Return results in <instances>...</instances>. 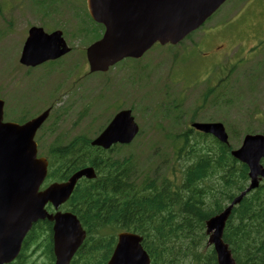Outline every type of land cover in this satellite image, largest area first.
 I'll use <instances>...</instances> for the list:
<instances>
[{"label": "rangeland", "instance_id": "rangeland-1", "mask_svg": "<svg viewBox=\"0 0 264 264\" xmlns=\"http://www.w3.org/2000/svg\"><path fill=\"white\" fill-rule=\"evenodd\" d=\"M240 1L227 0L203 28L179 46L156 44L140 59L125 58L109 72L92 74L88 72L84 55L90 40L74 34L66 38L70 53L58 62L32 69L21 65L18 57L26 29L30 25H40L41 17L38 12H32L35 8L30 0H0V97L5 102L4 119L10 120L21 110L29 118L50 107V115L37 132L41 143L46 145L58 136L69 140L86 133L93 138L111 120L118 107L132 108L140 128L138 137L128 145L115 146L110 154L114 157L136 155L137 175L164 174L171 181H179L181 164L173 158L171 140L167 136L187 129L188 122L221 121L235 148L245 133L264 135V39H261L259 52L251 50L253 39L247 26H241L243 31H239L241 27L233 24L236 29L232 33L211 42L207 49L211 56L205 52L208 44L197 45L208 27L241 16L251 0L238 4ZM262 4L255 2L256 11H260L255 20L259 23H264ZM70 5L75 6L73 16L71 12L62 18L47 16L43 19L47 26L66 30L67 37L75 30L76 20L84 27H91L85 15V0H70ZM37 9L42 12L44 6L39 5ZM183 50L186 51L183 53L186 55L183 59L185 79L179 77L183 66L176 63L171 66L173 54L177 58ZM211 60L222 62V70L218 65L214 70L220 71L219 77H223L203 99L206 85L195 80L203 77L198 76L199 73L209 70L213 65ZM215 79L210 77L212 81ZM190 80V88L180 86L190 84ZM180 100L184 105L177 106ZM170 103L176 107L172 108ZM165 110L169 112L165 114ZM30 252L31 248L26 254ZM38 256L39 253H34L27 264L39 263Z\"/></svg>", "mask_w": 264, "mask_h": 264}, {"label": "trees", "instance_id": "trees-1", "mask_svg": "<svg viewBox=\"0 0 264 264\" xmlns=\"http://www.w3.org/2000/svg\"><path fill=\"white\" fill-rule=\"evenodd\" d=\"M56 1L65 4V0ZM37 3L45 6L53 0ZM97 28L93 24L76 36L91 42L100 36ZM25 118L24 112L18 114L20 121ZM167 137L173 158L181 164L176 182L164 174L137 175L136 155L114 157L109 150L92 146L86 133L69 140L58 136L46 145L40 142L41 153L48 159L45 184L65 180L84 166L96 171L94 179L82 178L62 205L77 216L86 231L70 264H106L120 231L143 237L150 264H217L213 247L206 242L205 221L247 186V166L231 156V143H220L212 136L184 133ZM171 167L175 171V165ZM223 239L236 264H264L263 185L233 207ZM29 248L31 252L26 254ZM34 253H39V263L34 264H52L47 220L33 225L19 255L9 264H27Z\"/></svg>", "mask_w": 264, "mask_h": 264}, {"label": "water", "instance_id": "water-1", "mask_svg": "<svg viewBox=\"0 0 264 264\" xmlns=\"http://www.w3.org/2000/svg\"><path fill=\"white\" fill-rule=\"evenodd\" d=\"M224 0H86L90 16L104 25L98 40L86 49L89 70L106 71L125 57H140L152 44L176 43L200 25ZM69 51L60 31L46 33L31 27L24 42L19 62L35 66L57 59ZM0 99V264L12 261L33 222H52L54 264H69L82 243L85 231L71 212L58 207L71 195L81 177H95L92 167L74 172L64 182H53L40 189L47 174V159L37 156L36 130L48 110L24 123L3 121ZM195 128L213 134L222 142L227 134L220 122L193 123ZM138 132L129 109L119 111L102 132L90 141L93 146L109 148L114 143H129ZM247 164L249 185L236 195L219 213L205 222L207 243L212 245L217 264H236L223 239L225 223L234 205L264 179V136L247 134L239 148L231 151ZM50 203L54 212L45 206ZM142 237L132 232H119L106 264H150V257L141 245Z\"/></svg>", "mask_w": 264, "mask_h": 264}, {"label": "flooded vegetation", "instance_id": "flooded-vegetation-1", "mask_svg": "<svg viewBox=\"0 0 264 264\" xmlns=\"http://www.w3.org/2000/svg\"><path fill=\"white\" fill-rule=\"evenodd\" d=\"M263 4H264V0H263ZM73 5L71 6V7H59V9L58 10H56V11H50L49 12V17H54V16H58V18L59 17H61L62 18V15H66V13H71L72 12V16H73V12H74V10H73ZM71 9V11H69ZM251 9L253 10V19H249V21H248V24H247V26H249V34H250V36L254 39V40H259V39H264V23H259L258 21H256L255 20V18L260 14V12H256V10H255V5L254 4H252L251 5ZM29 13H30V15L32 16V12L34 13V14H36L35 12H37V11H35V9H33V11L31 12L30 10H27ZM39 14H40V12H38ZM85 15L87 16V14L85 13ZM48 15H44V13H43V16L42 15H40V17H41V19L43 20V19H45L46 17H47ZM76 18H78L77 16H75ZM58 18H55V21H58L59 19ZM78 23V24H77ZM87 23L88 24H92L90 21H88L87 20ZM40 25H41V27H43V29L46 31V32H51V31H53V30H55V29H58V28H52L51 26H47V25H45V23H44V21H41L40 22ZM40 25H37V26H40ZM32 25H30V27H31ZM99 27V26H98ZM85 27L84 26H82L81 25V22H79V21H75V24H74V29L75 30H73V31H71L70 32V34L68 35V37H67V33H66V30H64L63 28L62 29H60L61 31H62V35H63V37H64V39L66 40V38H71V35H75L76 36V33H78L79 31L80 32H84L83 31V29H84ZM87 28V27H86ZM29 29V28H28ZM28 29H26V31H28ZM212 30L214 31V32H216V30H214L213 28H212ZM212 30H207V31H205V33H204V35L199 39V43H202V42H200V41H204V42H206V41H208L210 38H212L213 36H214V32L212 31ZM97 31H99L100 33H101V31H102V29H101V27L100 28H97ZM26 35H27V33H26ZM223 36H226L224 33H223V35H222V37ZM25 39V38H24ZM214 64H216V62H214ZM185 69L183 68L182 69V75H184L183 74V71H184ZM211 69L210 70H208L207 72H205V77H207L210 73H211ZM185 76V75H184ZM213 77H216V79L214 80V81H212V80H209V83L210 82H214V83H216L217 82V77H218V75L217 74H214L213 75ZM221 78V77H220ZM207 80L208 79H206V80H204L203 82H207ZM169 105H171V103L169 104ZM181 105H184V101L183 100H180L179 102H178V106H181ZM172 106V105H171ZM166 112H169L168 110H165Z\"/></svg>", "mask_w": 264, "mask_h": 264}]
</instances>
